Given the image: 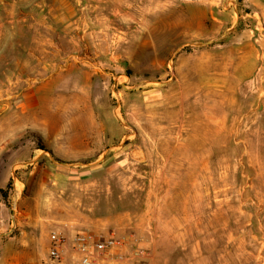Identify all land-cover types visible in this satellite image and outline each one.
I'll return each instance as SVG.
<instances>
[{"label": "rangeland", "instance_id": "374dc122", "mask_svg": "<svg viewBox=\"0 0 264 264\" xmlns=\"http://www.w3.org/2000/svg\"><path fill=\"white\" fill-rule=\"evenodd\" d=\"M88 9L56 58L0 26V264H79L84 232L152 264H264V0Z\"/></svg>", "mask_w": 264, "mask_h": 264}, {"label": "crops", "instance_id": "0c3cea01", "mask_svg": "<svg viewBox=\"0 0 264 264\" xmlns=\"http://www.w3.org/2000/svg\"><path fill=\"white\" fill-rule=\"evenodd\" d=\"M107 1L109 0H0V26L6 27L8 21H24L23 24L16 25L25 29V36L28 39L26 44L20 41L21 45L17 51L33 55L37 50L35 38H45L47 48L43 51L56 58L60 52L65 51L64 38L67 36V26H72L79 32L89 31L90 24L95 18L89 13L88 6L102 5ZM67 11L74 12L68 22ZM24 59L25 61L16 60L15 66H21L20 62L32 65V56H25ZM25 67H28V64Z\"/></svg>", "mask_w": 264, "mask_h": 264}, {"label": "built area", "instance_id": "2783aa9c", "mask_svg": "<svg viewBox=\"0 0 264 264\" xmlns=\"http://www.w3.org/2000/svg\"><path fill=\"white\" fill-rule=\"evenodd\" d=\"M48 256L56 261L62 258L65 235L60 229L49 232ZM127 246L130 250L127 251ZM72 250L79 255V264H152V252L137 237L102 236L91 232L78 233L72 241Z\"/></svg>", "mask_w": 264, "mask_h": 264}, {"label": "bare ground", "instance_id": "6f19581e", "mask_svg": "<svg viewBox=\"0 0 264 264\" xmlns=\"http://www.w3.org/2000/svg\"><path fill=\"white\" fill-rule=\"evenodd\" d=\"M35 113V112H34Z\"/></svg>", "mask_w": 264, "mask_h": 264}]
</instances>
